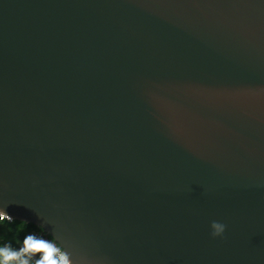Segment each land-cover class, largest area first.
Here are the masks:
<instances>
[{
  "label": "water",
  "instance_id": "water-1",
  "mask_svg": "<svg viewBox=\"0 0 264 264\" xmlns=\"http://www.w3.org/2000/svg\"><path fill=\"white\" fill-rule=\"evenodd\" d=\"M0 210L74 264H264V0H0Z\"/></svg>",
  "mask_w": 264,
  "mask_h": 264
},
{
  "label": "clouds",
  "instance_id": "clouds-1",
  "mask_svg": "<svg viewBox=\"0 0 264 264\" xmlns=\"http://www.w3.org/2000/svg\"><path fill=\"white\" fill-rule=\"evenodd\" d=\"M5 221L12 223V217L0 210V224ZM210 227L213 238L221 236L225 230L218 222ZM0 264H74V261L54 238L28 234L18 248L7 243L0 246Z\"/></svg>",
  "mask_w": 264,
  "mask_h": 264
},
{
  "label": "trees",
  "instance_id": "trees-1",
  "mask_svg": "<svg viewBox=\"0 0 264 264\" xmlns=\"http://www.w3.org/2000/svg\"><path fill=\"white\" fill-rule=\"evenodd\" d=\"M32 232H39L42 234L41 231L33 225L17 220H12V223L5 221L3 224H0V246L7 243L11 244L14 248H18L23 239ZM46 239L50 238L47 237Z\"/></svg>",
  "mask_w": 264,
  "mask_h": 264
},
{
  "label": "built area",
  "instance_id": "built-area-1",
  "mask_svg": "<svg viewBox=\"0 0 264 264\" xmlns=\"http://www.w3.org/2000/svg\"><path fill=\"white\" fill-rule=\"evenodd\" d=\"M30 234H36L37 236H43V234H40L39 232H32ZM44 237V236H43ZM45 238V237H44ZM46 239V238H45Z\"/></svg>",
  "mask_w": 264,
  "mask_h": 264
}]
</instances>
